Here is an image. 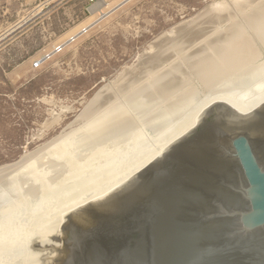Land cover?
Wrapping results in <instances>:
<instances>
[{"label":"water","instance_id":"water-1","mask_svg":"<svg viewBox=\"0 0 264 264\" xmlns=\"http://www.w3.org/2000/svg\"><path fill=\"white\" fill-rule=\"evenodd\" d=\"M17 264H264V42L66 153Z\"/></svg>","mask_w":264,"mask_h":264},{"label":"rangeland","instance_id":"rangeland-1","mask_svg":"<svg viewBox=\"0 0 264 264\" xmlns=\"http://www.w3.org/2000/svg\"><path fill=\"white\" fill-rule=\"evenodd\" d=\"M258 9L264 0L13 5L0 27V169L27 166L65 137L66 147L108 143L173 97L234 70L247 55L231 58L233 38L250 41L249 53L264 41ZM20 255L19 246L6 247L0 264H17Z\"/></svg>","mask_w":264,"mask_h":264},{"label":"bare ground","instance_id":"bare-ground-1","mask_svg":"<svg viewBox=\"0 0 264 264\" xmlns=\"http://www.w3.org/2000/svg\"><path fill=\"white\" fill-rule=\"evenodd\" d=\"M258 10L259 16L256 17V19L259 22V25H261L264 23V10ZM258 12L256 13L258 14ZM261 34H263V32ZM240 37L241 36L238 35L233 38L234 41H232V43L230 42L235 48L234 51L230 49L231 58L234 57V61L237 59L236 55L240 57L237 51H240L242 53L241 55H244V52H246L245 55H248V50L252 48H250L252 45H249L251 44L250 41H248V44L247 40L245 41L244 38L240 39ZM241 58L243 57L241 56ZM205 64H202L201 67H203ZM207 65L208 63L206 66ZM205 67L204 70H206ZM201 69L203 68H200V71L202 72L203 70ZM210 69L213 68L210 67ZM206 71H209L210 75V70L208 69ZM221 73L222 72H220V74ZM206 75H208V72ZM66 141L68 140L65 137L51 142L50 145L45 148L44 154L42 156L39 155L40 157L37 160L30 164L27 161L28 165H25L21 168L19 166L23 164H20L17 166L19 169L15 165L19 171L14 172L16 169H14L15 167L11 168V166L0 169V179H2L0 181V186H2V189L0 188V190H2V192L6 195L3 201H1L2 206H0L2 207V209L0 208V250H4L6 247L13 249L16 248V246H19L22 253L37 215L49 190L48 183L51 181L52 175H55L62 157L66 153H69V151H74L76 148L91 146L90 143L85 144V141L84 143L77 142L79 145L73 147H66L65 145L67 144L64 145ZM97 144L102 143L100 142ZM36 191L38 192V195L36 194ZM33 194H36L37 197L35 196L36 198H33Z\"/></svg>","mask_w":264,"mask_h":264},{"label":"crops","instance_id":"crops-1","mask_svg":"<svg viewBox=\"0 0 264 264\" xmlns=\"http://www.w3.org/2000/svg\"><path fill=\"white\" fill-rule=\"evenodd\" d=\"M21 2L22 0H0V27H2V22L5 21V16L8 13L11 14L13 5Z\"/></svg>","mask_w":264,"mask_h":264},{"label":"built area","instance_id":"built-area-1","mask_svg":"<svg viewBox=\"0 0 264 264\" xmlns=\"http://www.w3.org/2000/svg\"><path fill=\"white\" fill-rule=\"evenodd\" d=\"M59 50H60V46H59V47L57 46V47L55 48V51H59ZM38 64H39V62H35V63H33V67H35V68L38 67Z\"/></svg>","mask_w":264,"mask_h":264}]
</instances>
